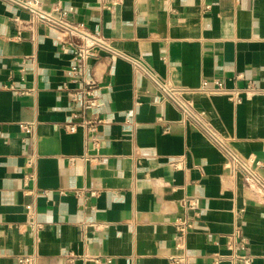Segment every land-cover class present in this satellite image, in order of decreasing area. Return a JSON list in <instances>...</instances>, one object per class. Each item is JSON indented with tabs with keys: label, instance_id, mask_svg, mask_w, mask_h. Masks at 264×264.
<instances>
[{
	"label": "crops",
	"instance_id": "obj_1",
	"mask_svg": "<svg viewBox=\"0 0 264 264\" xmlns=\"http://www.w3.org/2000/svg\"><path fill=\"white\" fill-rule=\"evenodd\" d=\"M109 1L42 0L123 54L86 60L98 106L81 112L67 35L0 0V264H236L234 253L264 264L262 194L224 169L222 151L134 63L190 90L213 78L262 84L264 0ZM239 96L187 94L264 178V94ZM91 116L104 121L87 145L81 127L63 126Z\"/></svg>",
	"mask_w": 264,
	"mask_h": 264
},
{
	"label": "built area",
	"instance_id": "obj_2",
	"mask_svg": "<svg viewBox=\"0 0 264 264\" xmlns=\"http://www.w3.org/2000/svg\"><path fill=\"white\" fill-rule=\"evenodd\" d=\"M7 4H14L26 10L29 15V23H42L45 26L58 30L67 35L68 49L72 55L71 63L68 68V75L81 84L70 93L71 100L77 104L81 112L86 109L94 110L98 106L97 82L92 76H85V62L91 57L97 56L96 49L105 50L111 56H122L123 54L113 47L101 34L90 31L82 22L70 21L67 18V10L60 6L45 8L42 0H2ZM121 0H110L109 6L120 3ZM208 6H205L207 8ZM135 65L145 72L151 79L156 88L162 95V98L169 101L179 112L180 121L188 123L195 129L202 132L213 144H215L224 154L223 167L230 175L240 174L248 186L258 188L264 199V178L258 172L259 161L253 155L242 156L235 151L226 138L221 136L210 122L205 118L203 112L195 106L193 101L187 97L192 91L203 92L207 95L227 94L236 102L240 100L239 93H261L264 94V81L262 84L250 80L243 87H227L222 78H213L211 80L202 79L200 85L195 90H190L182 86H175L166 80L160 79L151 70L145 67L141 62L134 61ZM80 113H72V117L79 116ZM104 121L103 119L91 116L82 118L76 122L74 120L63 124L67 131H75L81 127L85 133V143L92 139V133L96 124ZM167 127H165L166 129ZM24 133H29L30 128L21 125ZM28 164L33 166V158H29ZM189 206L193 207L195 201L192 198L184 199ZM28 224L38 230L42 224L34 220V206L32 203L25 205ZM190 219L187 217L177 219V227L182 234L190 227ZM239 234H232L228 242L233 244L238 239ZM231 258L236 264H247L248 259L242 255L232 254ZM30 258H23L21 261H29ZM182 264V258L176 262Z\"/></svg>",
	"mask_w": 264,
	"mask_h": 264
}]
</instances>
